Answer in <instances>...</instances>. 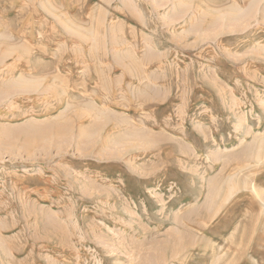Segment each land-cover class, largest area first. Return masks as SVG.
<instances>
[{
	"label": "rangeland",
	"instance_id": "obj_1",
	"mask_svg": "<svg viewBox=\"0 0 264 264\" xmlns=\"http://www.w3.org/2000/svg\"><path fill=\"white\" fill-rule=\"evenodd\" d=\"M0 264H264V0H0Z\"/></svg>",
	"mask_w": 264,
	"mask_h": 264
},
{
	"label": "bare ground",
	"instance_id": "obj_2",
	"mask_svg": "<svg viewBox=\"0 0 264 264\" xmlns=\"http://www.w3.org/2000/svg\"><path fill=\"white\" fill-rule=\"evenodd\" d=\"M257 155V154H256Z\"/></svg>",
	"mask_w": 264,
	"mask_h": 264
}]
</instances>
